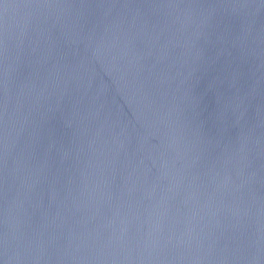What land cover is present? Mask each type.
<instances>
[{
    "label": "water",
    "instance_id": "95a60500",
    "mask_svg": "<svg viewBox=\"0 0 264 264\" xmlns=\"http://www.w3.org/2000/svg\"><path fill=\"white\" fill-rule=\"evenodd\" d=\"M0 264H264V0H0Z\"/></svg>",
    "mask_w": 264,
    "mask_h": 264
}]
</instances>
